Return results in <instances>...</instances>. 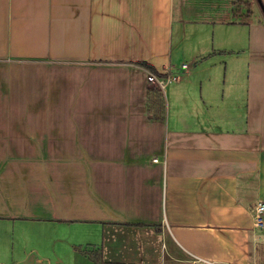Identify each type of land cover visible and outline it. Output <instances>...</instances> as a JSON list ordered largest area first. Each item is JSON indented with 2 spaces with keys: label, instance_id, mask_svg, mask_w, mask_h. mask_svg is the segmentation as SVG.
Wrapping results in <instances>:
<instances>
[{
  "label": "crops",
  "instance_id": "crops-1",
  "mask_svg": "<svg viewBox=\"0 0 264 264\" xmlns=\"http://www.w3.org/2000/svg\"><path fill=\"white\" fill-rule=\"evenodd\" d=\"M231 1L0 0V70L50 73L79 110L0 128V264H263L264 25L249 21L264 0ZM204 11L249 26L247 52L200 41L173 67L174 26ZM223 62L245 66L244 94Z\"/></svg>",
  "mask_w": 264,
  "mask_h": 264
},
{
  "label": "rangeland",
  "instance_id": "rangeland-1",
  "mask_svg": "<svg viewBox=\"0 0 264 264\" xmlns=\"http://www.w3.org/2000/svg\"><path fill=\"white\" fill-rule=\"evenodd\" d=\"M247 1V0H244ZM231 6L234 5V2L230 0ZM254 3H257L254 0ZM201 14L205 15L210 20L204 19L203 23H193V22H184V27L180 29V25L178 27L174 26L172 30V45L171 52L173 56L172 66L180 67V64L184 61L187 64H190L189 58L197 52L199 48V42L203 41V47H209L216 52L219 51V47L223 46L225 49H236L241 48L242 52H247L249 47L248 37L250 36V28L249 26H233V25H222V24H213L212 17H208L209 14L205 11ZM214 21H220V19L214 18ZM207 22V23H206ZM262 24L264 25V12L260 6V4H255L254 14L251 16L249 24ZM205 36H210L207 38ZM226 36L232 38L231 45L230 44H222L219 43L226 38ZM183 37V39H182ZM206 42H205V41ZM212 40V41H211ZM213 47V48H212ZM181 49V52L179 51ZM213 51V52H214ZM177 52L179 55H177ZM184 56L183 61L177 63L178 59ZM232 56L228 52H225V55L222 57H218V59H222L223 61H227V57ZM175 59V61H174ZM219 63L216 58L212 59L211 62ZM221 65V66H220ZM194 65H191L193 68ZM218 67H221L219 76L221 81L226 80V83L223 85L225 89H230L232 86H238L239 95L244 94L245 91V79H246V70L245 66L241 64L239 67V71H237V76L232 77L234 70L231 67H224V62L218 64ZM238 68V67H237ZM183 76V81L185 80L184 73H178ZM174 75L170 76L168 79L164 80L165 87L167 91H169L170 87L176 83V80H172ZM218 78V79H220ZM231 79V80H230ZM235 82V83H232ZM158 86V85H157ZM206 86V84L204 85ZM208 86V85H207ZM159 87V86H158ZM64 88L61 80L59 78H52L50 73H30L29 75H20L17 73L11 72V70H0V128L3 129V132H11L19 133L21 127L19 124H10L9 120L12 117L19 118H29L36 116H48V115H68L77 114L79 110L76 105L72 106V110L66 111L64 110V103L62 102V98L59 99L56 95L55 90ZM161 89V88H160ZM163 90V89H161ZM164 91V90H163ZM184 107V106H183ZM181 107V108H183ZM87 110L84 106L81 108V112ZM172 110V109H171ZM174 110H172L173 112ZM82 114V113H81ZM88 114V113H87ZM80 115V114H79ZM7 122V123H6ZM24 129L30 131L26 125H23ZM36 127V125H33ZM49 157H44L40 163L46 164V159ZM152 158V157H148ZM19 223V222H16ZM21 229H26L23 224ZM9 228L17 230L15 225H9ZM17 238V237H16ZM264 264V261H262ZM261 262V263H262Z\"/></svg>",
  "mask_w": 264,
  "mask_h": 264
},
{
  "label": "built area",
  "instance_id": "built-area-1",
  "mask_svg": "<svg viewBox=\"0 0 264 264\" xmlns=\"http://www.w3.org/2000/svg\"><path fill=\"white\" fill-rule=\"evenodd\" d=\"M185 67V65H183ZM177 78L173 77L172 80H176ZM147 81L149 83H153L159 86V88H165L164 81L159 79L154 74L149 73L147 75ZM252 219L253 225L258 230H264V201L258 200L254 206L252 207Z\"/></svg>",
  "mask_w": 264,
  "mask_h": 264
},
{
  "label": "trees",
  "instance_id": "trees-1",
  "mask_svg": "<svg viewBox=\"0 0 264 264\" xmlns=\"http://www.w3.org/2000/svg\"><path fill=\"white\" fill-rule=\"evenodd\" d=\"M139 65H141L142 67H144L149 73H152V74H154L156 77H158L159 79L160 78H164V77H162L161 75H159L157 72H156V70L152 67V66H150V65H148L147 63H145V62H139L138 63ZM167 78V77H166Z\"/></svg>",
  "mask_w": 264,
  "mask_h": 264
}]
</instances>
